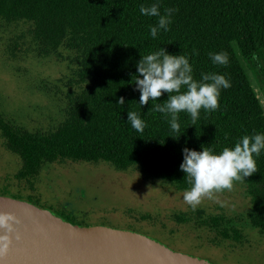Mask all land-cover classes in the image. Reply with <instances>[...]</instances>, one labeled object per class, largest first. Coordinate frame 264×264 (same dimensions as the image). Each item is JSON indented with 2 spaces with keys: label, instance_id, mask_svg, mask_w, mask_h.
I'll use <instances>...</instances> for the list:
<instances>
[{
  "label": "trees",
  "instance_id": "obj_1",
  "mask_svg": "<svg viewBox=\"0 0 264 264\" xmlns=\"http://www.w3.org/2000/svg\"><path fill=\"white\" fill-rule=\"evenodd\" d=\"M153 3L160 4L162 14L166 8L176 9L169 30H160L156 38L151 37L149 26L156 25L158 18L139 11L141 4ZM0 19L29 22L38 53L48 55L64 47L75 53L72 61L77 64L70 82L78 89L67 93L66 115L55 129L29 131L0 113L4 145L21 159V168L14 174L18 178L34 177L45 162L101 161L116 169L137 168L145 176L186 190L190 185L180 169L185 147L202 151L204 146L219 153L234 147L244 135L264 133L263 106L239 59L258 51L264 54V0H0ZM161 47L187 56L194 79L200 80L202 73H218L231 83L220 90L218 109H202L196 125L188 113L181 112L179 132L171 130L163 113L149 110L166 101L168 93L142 106L141 93L131 82L142 55ZM220 52L228 55L226 66L214 64L209 56ZM121 96L123 106L117 105ZM129 110L145 122L143 133L131 126ZM254 158L258 170L243 181L251 197L245 219L264 233V150ZM0 192L22 196L6 188ZM203 212L194 211L198 225L222 237L241 238L232 218Z\"/></svg>",
  "mask_w": 264,
  "mask_h": 264
},
{
  "label": "rangeland",
  "instance_id": "obj_2",
  "mask_svg": "<svg viewBox=\"0 0 264 264\" xmlns=\"http://www.w3.org/2000/svg\"><path fill=\"white\" fill-rule=\"evenodd\" d=\"M30 27L26 21L0 19V113L29 131H51L66 115L67 93L78 89L70 82L77 67L75 53L64 47L48 55L38 53ZM239 59L264 109V54ZM20 168V157L5 147L0 135V189L30 195L87 224L146 232L176 249L207 256L214 264H264V233L245 219L251 197L244 182L197 206L204 214L232 218L241 231L237 240L196 223L195 210L184 201L187 189L145 176L137 168L65 159L43 163L29 179L14 175Z\"/></svg>",
  "mask_w": 264,
  "mask_h": 264
},
{
  "label": "clouds",
  "instance_id": "obj_3",
  "mask_svg": "<svg viewBox=\"0 0 264 264\" xmlns=\"http://www.w3.org/2000/svg\"><path fill=\"white\" fill-rule=\"evenodd\" d=\"M139 11L142 15L158 18L156 25L149 26L151 37L156 38L160 30H169L176 9L166 8L162 14L160 4L153 3L150 6L141 4ZM195 54L198 55V52ZM209 56L214 64H228L229 58L225 52L210 53ZM131 82L141 93L139 103L142 106L168 93L166 101L152 105L149 110L163 113L173 132L180 131L178 120L181 112L188 113L192 125H196L200 111L218 109L220 90L231 87L230 81L223 74L202 73L200 80L194 79L189 58L182 54H170L163 47L151 54L142 55ZM124 104L125 98L119 97L117 105ZM128 121L137 132L143 133L146 125L137 112L129 110ZM262 150L264 133L244 135L234 147H224L219 153L204 146L202 151L185 147L180 165L190 185L184 192L185 203L195 210L204 199H217V193L231 191L235 182H243L246 177L257 172L254 156H259ZM16 223L17 218L12 214L0 213V229L5 230L0 235V252L8 250Z\"/></svg>",
  "mask_w": 264,
  "mask_h": 264
},
{
  "label": "water",
  "instance_id": "obj_4",
  "mask_svg": "<svg viewBox=\"0 0 264 264\" xmlns=\"http://www.w3.org/2000/svg\"><path fill=\"white\" fill-rule=\"evenodd\" d=\"M0 213L18 221L8 250L0 252V264H214L146 232L72 222L47 205L11 193L0 192Z\"/></svg>",
  "mask_w": 264,
  "mask_h": 264
}]
</instances>
